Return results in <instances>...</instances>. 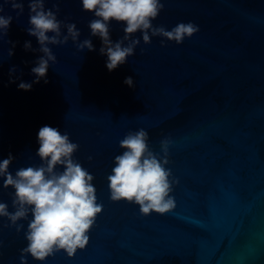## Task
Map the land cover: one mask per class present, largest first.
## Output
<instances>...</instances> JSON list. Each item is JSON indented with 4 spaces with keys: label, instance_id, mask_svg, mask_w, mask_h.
<instances>
[{
    "label": "water",
    "instance_id": "water-1",
    "mask_svg": "<svg viewBox=\"0 0 264 264\" xmlns=\"http://www.w3.org/2000/svg\"><path fill=\"white\" fill-rule=\"evenodd\" d=\"M57 2L58 18L75 22L80 40L89 38L92 14L79 0H46V7ZM162 2L154 25L170 30L192 21L199 31L181 44L141 39L112 72L99 54L98 37H91L94 51H77L71 40L50 45L57 62L49 67L48 83L30 91L18 90L19 80L7 83L13 66V77L31 82V67L42 55L23 47L25 41L39 47L26 31L28 0L19 18L5 7L14 19L0 39V159L12 153L13 173L39 163V128L67 130L104 205L86 248L73 258L58 252L46 264H264V0ZM110 28L113 41L123 36L121 23ZM6 41L15 42L11 57ZM128 76L134 88L123 83ZM140 128L155 152L162 138L172 141L167 167L178 183L176 206L166 214L142 216L138 206L108 198L106 177L122 151L119 141ZM8 191L0 187V200L10 205ZM4 222L0 264H19L23 232L3 228ZM28 264L40 262L29 257Z\"/></svg>",
    "mask_w": 264,
    "mask_h": 264
},
{
    "label": "clouds",
    "instance_id": "clouds-1",
    "mask_svg": "<svg viewBox=\"0 0 264 264\" xmlns=\"http://www.w3.org/2000/svg\"><path fill=\"white\" fill-rule=\"evenodd\" d=\"M79 4L82 11L93 16L87 24L90 36L83 40L79 39L81 31L75 22L67 17L58 18V2L47 8L46 0H28L26 31L36 38L39 47L33 49L30 41H25L23 47L42 55L31 67L34 75L31 82L13 77L17 71L13 66L9 69L7 83L19 80L17 88L24 91H30L41 81L47 84L49 67L57 62L50 45H65L71 40L77 51H94L91 37H98L101 41L99 54L106 56L105 67L112 72L127 63L141 39L144 44L151 43L152 37H161V46L165 41L181 44L199 31V26L192 21L178 22L170 30L164 25H154L153 21L164 9L162 0H79ZM6 6L15 11L16 18L23 15L25 7L23 0H0V39L7 36L14 19L5 13ZM113 21L122 24L124 33L116 41L110 34ZM137 32L139 37L135 35ZM6 43L12 44L7 49V56L11 57L15 42ZM123 83L135 87L131 76L125 77ZM36 142L35 156L39 163L22 166L13 173L10 171L15 160L12 153L0 159V187L5 191L12 189L7 192L10 205L0 200V219L5 221L2 227L14 228L17 234L23 232L26 241V246L19 249V264H28L29 257L46 264L48 258L61 251L67 258H73L78 250H84L89 244V233L104 207L98 201L94 175L74 156L79 144L70 139L67 130L45 124L37 131ZM159 143L160 151L152 150L149 133L143 128L129 130L120 139L118 146L122 151L114 156L113 167L106 177L110 201L138 206L142 216L166 214L175 208L172 193L178 180L167 167L172 141L164 137Z\"/></svg>",
    "mask_w": 264,
    "mask_h": 264
}]
</instances>
